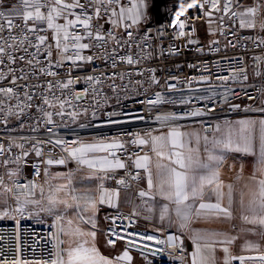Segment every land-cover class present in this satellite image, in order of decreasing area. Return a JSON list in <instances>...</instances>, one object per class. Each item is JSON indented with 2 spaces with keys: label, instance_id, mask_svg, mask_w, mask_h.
I'll use <instances>...</instances> for the list:
<instances>
[{
  "label": "built area",
  "instance_id": "obj_1",
  "mask_svg": "<svg viewBox=\"0 0 264 264\" xmlns=\"http://www.w3.org/2000/svg\"><path fill=\"white\" fill-rule=\"evenodd\" d=\"M251 1V5L243 7L244 0H231L230 12L226 14V0H218L219 10L212 7L211 0H197L204 6L186 11L182 18L185 20L183 36L179 35L181 29L176 23V13L169 14L162 20L153 18L141 26L126 22L125 24L130 25L127 28L124 25L114 27L106 15L99 23L103 24L105 35L111 31L116 37L105 46L108 55H101L104 50L95 47L81 50V55H92L94 59L91 62L77 61L76 65L65 60L60 66H56V61L61 57L51 40V30L29 34V39L34 44L37 43V34L49 37L37 56L41 64L31 68L26 62L17 61L9 66L16 70L17 76L22 74L21 69L29 73L27 80L17 81L18 86L40 84L41 87L31 89L34 93L32 106L24 108L23 112L15 108V99L6 101L13 106V115L7 114V108L0 112V148L3 149L0 151V177L3 178L0 187L8 184L17 193H28L31 185L38 187L49 172L50 166L45 163L49 158H64L74 172H90L91 170L72 160L63 150L64 147L119 139L125 147L117 151V156L126 167L98 175L104 177L110 188L130 192L131 206L128 210L113 211L105 216L103 236L106 244L110 247L121 246L135 253L142 264H187L188 246L178 233L171 229H149L147 222L132 209L139 199V188L147 179L146 172L137 169L133 163L137 156L145 154V148L133 141L137 135L144 137L149 132H160L168 129V125L198 126L204 134L211 135L216 120L264 116V43H260L264 40V31L260 27L264 23V13H256L257 23L254 29L241 28L240 18L231 16V11L244 12L248 7H256L257 4L261 6L264 2ZM187 2L191 3L192 0ZM178 3L179 0L176 5ZM17 4L18 0H7V3H0V11L8 12ZM121 4L129 7L130 1L121 0ZM91 11L89 9L90 13ZM57 22L64 21L61 19ZM15 23H22V20L15 18ZM40 27L46 28V24ZM74 31L83 32V29L77 28ZM129 32L131 36L128 35ZM4 34L7 35V32ZM49 44L53 45L51 58L46 56ZM28 51L36 52V49L29 48ZM21 54L27 55L15 53L17 56ZM128 56L136 62L128 64ZM121 57L125 59L121 60ZM257 57L260 58L259 62ZM7 63L5 60V64ZM113 63L115 67L112 66ZM40 66L57 75L41 74ZM239 68L245 69L247 80L243 79V75L235 80L231 79ZM0 70L7 76V67L0 65ZM33 72L35 75L31 74ZM88 76L99 78L101 82H89ZM202 77L207 79L202 80ZM221 77L229 79L223 80ZM153 78L157 83H153ZM11 79V76H7L5 80H0V87L13 86ZM69 79L73 83L68 89L56 88L53 92L56 97L70 103H65L63 109L59 105L55 108L43 105L41 93L49 98L52 95L46 90L47 82L55 83L60 80L66 83ZM17 91L24 102L23 89L17 87ZM156 93L163 97L162 102L148 104L147 101L156 99ZM249 96L255 99H249ZM38 107L54 113L63 111L64 115H54L53 123L49 125ZM194 110H200L204 114L197 117L187 115ZM72 113L76 114L75 117ZM172 114L183 118L169 121L167 125L156 119L157 116ZM48 128L52 131L49 132ZM56 140H62L65 144L55 145ZM33 145L40 149L41 155L36 154ZM9 173L13 175L10 176ZM119 180H124L125 183H117ZM16 185L20 187L17 188ZM146 236H152L153 239H142ZM169 236L179 237L175 240L176 247H168ZM58 239L61 240V231L57 218L46 226L29 221H2L0 264L4 261L11 264L14 259L27 260L30 264L35 261L51 264L52 260L57 259L56 253L62 247L58 245ZM109 239L114 244H108ZM157 240L165 243H157ZM261 255L264 254H256V259H246L244 264H264V261L258 259ZM233 256L253 257L245 254ZM231 264H240V261L233 260Z\"/></svg>",
  "mask_w": 264,
  "mask_h": 264
},
{
  "label": "snow or ice",
  "instance_id": "obj_2",
  "mask_svg": "<svg viewBox=\"0 0 264 264\" xmlns=\"http://www.w3.org/2000/svg\"><path fill=\"white\" fill-rule=\"evenodd\" d=\"M212 7L219 10L218 0H211ZM0 3H7V0H0ZM203 3H198L197 0H192L188 3L187 0H179L178 5L174 4L173 7L176 12V23L181 29L179 35L183 36L185 33L183 29L185 27V17L187 10L193 8H203ZM148 7L145 0H138L137 3H133L131 7H125L121 4V0H18L17 5L8 11H0V65L7 67V76H11L10 83L11 87H0V112H3L7 108V114L13 115V106L7 104L6 101L15 99L16 109H20L23 112L24 108L31 107V102L34 99V93L31 89L40 88V84L35 85H17L18 80H27L29 73L24 72L21 69V75H16V70L9 65L15 64L17 61H24L26 64L35 68L36 65H40V60L37 56L40 54L41 46L45 45L46 41L49 40L47 35L35 36L37 43H33L29 39V34L47 32L51 30V40L54 42V46L57 50V54L60 55L61 59L56 61V66H60L61 63L71 61L73 65H76L77 61H88L91 62L94 56H83L81 50L90 49L95 47L97 49H103L101 55L107 56L106 45L109 40H115L112 32L109 31L107 35L104 34L103 24L99 21L104 16H109V22L114 27H119L124 23L125 19H131L132 24H136L140 21L143 16L142 9ZM260 5L256 7H248L244 12L231 11V16L239 17L241 28L254 29L256 27V13L259 10ZM231 0H226L224 5V12L227 14L230 12ZM79 10L78 12L75 10ZM91 9V13L89 12ZM118 9V10H117ZM110 13V15H109ZM127 14V16H126ZM210 15V13H205ZM74 17V18H70ZM246 17H252L246 19ZM15 18L22 20V23H15ZM63 20V23H58V20ZM96 21L94 24L93 21ZM31 22V26H29ZM42 24H46V28L40 27ZM124 26L130 27L128 24ZM261 30L264 31V23L260 25ZM77 28H82L83 32L74 31ZM15 30V31H14ZM7 32V35L4 33ZM131 36V32L128 33ZM87 41V42H83ZM95 42V43H93ZM189 43H196V41H189ZM260 43H264L261 40ZM52 44L48 45L46 50V56L51 58L53 56ZM234 46V45H233ZM29 48H35L36 52H29ZM71 49V51H70ZM15 53H26L27 55L21 54L19 56ZM124 60V57L120 58ZM257 62L260 58L257 57ZM7 60V64H5ZM128 64H133L136 61L131 56L126 58ZM51 65V61H49ZM115 67V63L112 65ZM39 72L46 76H56L57 73L53 71H45L43 66L39 67ZM35 75V72L31 73ZM240 75H243V79L247 80L248 77L245 74L244 68H239L236 75L232 76L231 79H237ZM6 74L0 70V80L7 78ZM202 80H206L207 77H202ZM223 80H228L229 77H221ZM89 82H95L99 84L101 81L99 78L88 76ZM73 81L69 79L66 83L57 80L55 83L52 81L47 82V92L51 93V98L47 95L42 96L43 105L55 108L57 105L63 109L65 103L70 101L61 100L56 97L53 90L59 88L61 90L68 89L72 85ZM153 83H157L153 78ZM17 87L23 89V101H21L20 92L17 91ZM170 87H174L170 85ZM249 99H255V97L249 96ZM79 99V97H77ZM163 97L160 93H156L155 100L147 101L150 105L161 103ZM26 102V103H25ZM233 107H239V105H233ZM39 111L43 112V115L47 118V124L53 123L52 117L54 115L63 116L64 112H50L44 111L43 108H39ZM211 111V109H209ZM204 113L200 110H194L187 113L188 116L197 117L202 116ZM75 117V113H72ZM183 117L177 115H163L157 116L156 119L161 121L162 124L167 125L169 121H175L182 119ZM51 132L52 129L48 128ZM216 132L219 133V138H214L210 143L213 149H221L224 151H235L243 152L247 154H256L257 169L253 172L252 176L248 178L247 183L239 190V208H240V219L243 223L260 225L264 227V120H239L237 122L228 123L221 127L216 126ZM149 139H145L139 135L133 143L143 146L146 144L151 145V151L157 157L155 163V177L153 179L152 172V161L148 155L137 156L134 160V166L137 169H144L148 174V189H156L157 192L163 196V198L174 202L177 207L175 209L176 216L179 217L181 223L180 227H189L190 223L195 220H232L234 218V212L236 204V189L233 184L225 185L224 181L220 178L219 168L223 164L224 156L222 154H216V152L205 149L208 152L206 161H202L199 155L198 148H192L190 145L195 139L196 143L199 144L200 136L199 133L194 131H182L179 126L168 125V131L160 135H152L151 132L147 133ZM205 144L209 143L207 136L204 137ZM258 141V153L257 149ZM55 145H64L65 142L62 140H56ZM23 147V145H17ZM125 147L124 143L119 139H115L111 142L102 143H91V144H80L79 147L65 146L64 151L67 152L68 156L74 160L79 166H86L91 170L85 179H92L94 176L99 179L104 177L99 176V173L108 174L114 172L117 169H124L125 163L117 156V151L123 150ZM36 154L41 155L40 149L33 145ZM0 151H3L0 148ZM91 153H106L103 156H90ZM27 155V153H25ZM167 160L168 163L162 161ZM7 163V162H5ZM45 163L64 165L66 160L60 159H47ZM257 172L259 175H257ZM13 175V173H9ZM61 175V174H58ZM136 177H133L135 179ZM240 176H237V180ZM119 184H124V180L117 181ZM0 184H3V178L0 177ZM71 184V179H69ZM17 188L20 185H16ZM227 188L225 192L224 189ZM36 188L35 184H32L28 189V193H17L12 188L4 187V192H12L15 195L17 202L20 201L21 195H28L34 193ZM68 185H61L52 190L53 194L48 197L49 207L41 210L52 212L57 204L64 206L65 210L80 208L81 200L84 203V210L91 209L93 215L96 212V205L104 204L107 202L109 205H114V198L119 196V192H109L107 189L100 185L98 199L93 198L87 193L83 196L75 194L76 190L72 188L70 191ZM44 189L41 188L43 193ZM65 192L66 196H70L71 203L68 199H57L55 193ZM148 195L145 191H140L139 196L144 197ZM213 197L215 201L213 202ZM192 200L193 203H185L186 201ZM227 200L225 205L224 201ZM24 203L39 204L38 200L26 199ZM23 205H20L16 209L17 212H23ZM169 215V209L165 205L161 211L160 219L163 220ZM57 219H62L61 216H57ZM83 220V217H79ZM88 221H85L87 223ZM93 227H95L94 221H92ZM68 228H61L60 231L68 239V247H60L56 253L57 259L51 261V264H112V261L103 256L95 246L96 232H84L78 226H73V220L67 221ZM242 231H252V229H242ZM90 236L92 237V245L86 246L87 241H83L80 238ZM75 238V239H74ZM120 239V237H117ZM142 239L152 240V236L142 237ZM179 237L169 236L167 245L170 248L176 247L175 240ZM236 237H230L227 233L218 231H207V232H195L192 236L194 244V251L190 253L192 264H215V251L217 245H230ZM157 243H165V241L157 240ZM129 243H133L129 241ZM64 241L58 239V245H63ZM108 244H114V241L109 239ZM247 248L258 247L249 242L246 245ZM159 251V250H158ZM183 251V249H181ZM222 251L225 253L224 264H231L233 260H239L240 264H244L246 259H256L254 257L245 256H233L229 252L228 247H223ZM66 254L67 260L64 255ZM117 259L131 260L127 250L124 251L123 255ZM260 261H264V255L258 257ZM7 264V261L2 262ZM11 264H30L29 261H21L14 259ZM32 264H40V261L32 262ZM47 264V262H45Z\"/></svg>",
  "mask_w": 264,
  "mask_h": 264
},
{
  "label": "crops",
  "instance_id": "obj_3",
  "mask_svg": "<svg viewBox=\"0 0 264 264\" xmlns=\"http://www.w3.org/2000/svg\"><path fill=\"white\" fill-rule=\"evenodd\" d=\"M239 120H254V121H260L264 120V116H244V117H238V118H232V119H219L215 121L214 126V132L211 135L204 134L201 129L198 126H186V127H180L182 131H194L199 133L200 140L199 144L196 143L195 139H193V142L191 143L192 148H198L199 155L202 161H206L208 152L205 150L206 148L208 150L216 152V154H222L224 156V161L221 167L219 168L220 172V178L224 181L225 185L227 184H233L236 191V204L235 212H234V218L232 220H193L189 227L181 228L180 227V219L176 216L175 209L177 205L174 202H170L169 200L163 198L156 189L149 190L148 189V174H147V180L140 186V191H145L148 193V195L141 197L139 196V199L133 204V211L141 216L148 225V228L153 231H160L162 229H171L175 230L178 235L185 240L187 243H189V258L187 264H192L190 253L194 251V244L192 241V236L195 232H207V231H218V232H227L228 223L231 222H237V223H243L241 221L240 217V208H239V190L243 187L245 183H247L248 178L252 176L253 172L256 171L258 165H257V159L258 156L256 154H247L243 152H235V151H224L222 152L221 149H213L212 144L210 141H212L214 138H219V133L216 132V126L220 125L223 127L224 125L228 123H235ZM168 129L153 133L152 135H160L162 133H166ZM207 136L209 143L206 145L204 141V137ZM143 138L149 139L148 136H144ZM111 142V141H110ZM91 143H102V142H85L83 144H91ZM106 143V142H104ZM145 148V154L148 155L151 158L152 161V172H153V179L156 180L155 177V163L157 160V157L155 154L151 151V145L146 144L143 145ZM258 153V141H257V149ZM90 156H103L106 155V153H91ZM142 155V156H143ZM163 163H168L167 160L162 161ZM65 164H68L67 162ZM49 165V164H48ZM50 166V165H49ZM86 167V166H84ZM71 168V167H70ZM87 168V167H86ZM142 169V168H141ZM120 170V169H117ZM144 170V169H142ZM69 172V171H68ZM88 171L86 170H78L76 172L72 171V173H66V180L68 185L67 191H70L72 188L76 190L75 194L78 196H83L86 193L88 195H91L93 198L98 199L99 197V187L100 185H103L105 189H107L109 192H119V196L117 198H114V205H109L107 202L104 204L97 203L96 205V212L93 215L91 209L85 211L84 210V203L83 200H81L80 208L76 210L68 209L67 215L65 216L64 220L62 221V228L67 229V221L69 219L73 220V226L72 227H79L84 232H96V238H95V246L97 247L98 251L105 256L106 258L110 259L112 261V264H141V259L138 258V256L127 250L129 256H131V260H123V259H117L118 257L122 256L125 249L121 246L118 247H110L106 244L104 236H103V228L106 224L105 222V216L113 211L118 210H128L131 206V193L128 191H125L123 189L119 188H110L107 184V181L105 179H99L95 176L92 179H85V176L88 175ZM240 176V179L237 180V176ZM257 175L259 173L257 172ZM69 179H71V184H69ZM65 190V191H66ZM224 191H227V188L225 187ZM60 196V195H59ZM70 200V196H68ZM215 201V197H213V202ZM71 203V200L69 201ZM185 203H193V201L190 199L189 201H186ZM225 205L227 204V200L224 201ZM167 206L169 209V215L165 217V219L161 220V211L164 208V206ZM83 217V220H80L79 217ZM85 221H88L85 223ZM95 223V227H93V223ZM233 237H236V240L239 241L241 238L238 235H233ZM68 237L65 236L63 233H61V240L64 241V244H66L65 249L68 247ZM75 239V238H74ZM83 241H87L86 246H91L93 241L92 237L85 236L80 238ZM63 247V245H62ZM223 247H228L229 252L232 255H242L246 250L245 248H240V246H237L235 243V240L230 245H217L216 251H215V264H224V258L225 253L222 251ZM254 254V253H251ZM259 254V253H255ZM65 260H67L66 254L64 255Z\"/></svg>",
  "mask_w": 264,
  "mask_h": 264
},
{
  "label": "rangeland",
  "instance_id": "obj_4",
  "mask_svg": "<svg viewBox=\"0 0 264 264\" xmlns=\"http://www.w3.org/2000/svg\"><path fill=\"white\" fill-rule=\"evenodd\" d=\"M130 6L133 3H137L138 0H129ZM177 0H145L148 7L142 9L143 16L140 21L136 24L137 26H141L143 23L148 22L149 20L155 18L157 20H162L169 14L176 13L173 7L176 4ZM251 0H244L243 7L251 5ZM118 10V9H117ZM261 15L264 13V2L263 5L259 7L258 10ZM127 16V14H126ZM246 19H251L250 17H246ZM126 22H131V19H125L124 23L120 26H123ZM69 171V172H68ZM66 173H72V170L69 164L59 165L52 164L50 165L49 172L43 177L42 183L35 188L34 193L31 197L26 195L20 196L19 203L17 202L15 195L11 194V192L5 193L4 187H8V184L0 187V222L2 221H29L35 222L36 224L46 226L50 225L54 222V219L57 216H61L62 219H59L60 224L64 220L67 215V210H65L64 206L61 204H57L52 212L43 211V208L49 207L48 197L53 194L52 190L61 185H66ZM61 174V175H58ZM9 188V187H8ZM41 188L44 189L43 193L41 192ZM67 191V190H66ZM57 199H68V196L65 195V192L55 193ZM60 195V196H59ZM28 200H38L39 204L32 203H24V201ZM70 201V200H69ZM23 205V212H17L16 209ZM227 234L230 237L233 235H238L241 238L239 241L235 239V243L240 248H245L246 255H253L251 253H259L264 254V227L260 225H252L246 223H237L231 222L227 224ZM242 229H252V231H242ZM251 242L254 245H258V247L247 248L246 245ZM188 251H189V243H187ZM66 244H63L62 248H65ZM232 255V254H231Z\"/></svg>",
  "mask_w": 264,
  "mask_h": 264
},
{
  "label": "bare ground",
  "instance_id": "obj_5",
  "mask_svg": "<svg viewBox=\"0 0 264 264\" xmlns=\"http://www.w3.org/2000/svg\"><path fill=\"white\" fill-rule=\"evenodd\" d=\"M155 19V18H154ZM157 20V19H156ZM70 166V165H69ZM71 167V166H70ZM147 180V179H146ZM33 194V193H32ZM32 194H28V195H26V196H28V197H31L32 196ZM62 228V224H60V229ZM175 231V230H174ZM185 241V240H184ZM186 242V241H185ZM187 243V242H186ZM247 256V255H246ZM248 256H256V254L255 255H248ZM141 264H142V262H141Z\"/></svg>",
  "mask_w": 264,
  "mask_h": 264
}]
</instances>
